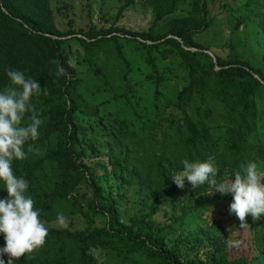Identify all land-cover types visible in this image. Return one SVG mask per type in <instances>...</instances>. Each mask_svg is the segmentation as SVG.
Returning a JSON list of instances; mask_svg holds the SVG:
<instances>
[{"label": "trees", "instance_id": "obj_1", "mask_svg": "<svg viewBox=\"0 0 264 264\" xmlns=\"http://www.w3.org/2000/svg\"><path fill=\"white\" fill-rule=\"evenodd\" d=\"M124 1L129 7L135 0ZM148 2L155 21L131 32L63 30L50 0H0V91L11 86L7 69L48 91L32 99L40 135L28 142L32 151L25 146L27 158L12 164L29 182L26 195L48 236L32 259L14 264L264 260V246L251 257L240 249L264 217L249 215L241 227L229 213L231 194L191 189L187 180L180 189L170 178L182 161L210 157L218 181L250 161L264 170V0H225L215 16L214 0ZM57 65L69 75L57 78ZM6 196L0 181V198Z\"/></svg>", "mask_w": 264, "mask_h": 264}, {"label": "clouds", "instance_id": "obj_2", "mask_svg": "<svg viewBox=\"0 0 264 264\" xmlns=\"http://www.w3.org/2000/svg\"><path fill=\"white\" fill-rule=\"evenodd\" d=\"M51 63H57L55 60ZM6 74L11 86L0 91V181L4 182L7 196L0 198V234H3L5 245L0 248V264H14L15 260L41 250L48 236V228L39 217V210L34 209V200L26 195L29 182L14 174L13 161H23L27 158L25 146L32 151L29 141H36L40 135V118L33 97L48 95L47 89H42L38 81L26 78L19 70L7 69ZM69 75L65 68L57 65V78ZM27 119L28 123H24ZM183 170L174 173L170 178L173 183L183 189L185 180L191 189L207 185L212 189V195L231 194L232 202L229 213L235 215L240 226L244 227L246 218L250 215L253 221L264 217V170L256 162H247L234 178L223 181L216 179L218 167L210 157L206 161H182ZM58 223L68 226L67 218L58 214ZM228 243L235 248L240 241ZM7 256V262L3 259Z\"/></svg>", "mask_w": 264, "mask_h": 264}, {"label": "rangeland", "instance_id": "obj_3", "mask_svg": "<svg viewBox=\"0 0 264 264\" xmlns=\"http://www.w3.org/2000/svg\"><path fill=\"white\" fill-rule=\"evenodd\" d=\"M224 1L214 0L211 3V16L223 11ZM50 2L56 22L63 30L69 28L75 31H88L91 26H97L98 28L120 27L131 32H144L149 30L156 18L148 0H135L129 7H124V0H50ZM189 7L191 6L187 3L185 7L178 8V16L187 12ZM121 9L123 10L121 11ZM170 20L168 17L166 18V22L169 23ZM219 27L215 25L213 31L215 32ZM225 32L227 36L231 35L227 27ZM126 48H128L127 55L130 60L131 51L128 46ZM72 50L76 51L77 48L72 46ZM215 50L218 52L219 48ZM221 55L227 57L229 53L226 51ZM260 126V132L264 139V127ZM130 196L136 201L139 194L133 189ZM243 243V248L240 247L242 254L245 253L249 257L254 251L257 252L255 254H260L264 246V225L255 227L252 233L245 237ZM252 264H264V260L261 257L259 261Z\"/></svg>", "mask_w": 264, "mask_h": 264}, {"label": "water", "instance_id": "obj_4", "mask_svg": "<svg viewBox=\"0 0 264 264\" xmlns=\"http://www.w3.org/2000/svg\"><path fill=\"white\" fill-rule=\"evenodd\" d=\"M180 40V39H179ZM208 53L214 58V61L216 62V57H215V55L212 53V52H209L208 51Z\"/></svg>", "mask_w": 264, "mask_h": 264}]
</instances>
